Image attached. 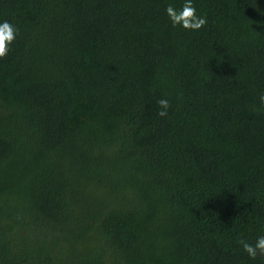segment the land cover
<instances>
[{"label":"trees","instance_id":"trees-1","mask_svg":"<svg viewBox=\"0 0 264 264\" xmlns=\"http://www.w3.org/2000/svg\"><path fill=\"white\" fill-rule=\"evenodd\" d=\"M182 2L0 0V264H264V0Z\"/></svg>","mask_w":264,"mask_h":264},{"label":"clouds","instance_id":"clouds-1","mask_svg":"<svg viewBox=\"0 0 264 264\" xmlns=\"http://www.w3.org/2000/svg\"><path fill=\"white\" fill-rule=\"evenodd\" d=\"M165 13L173 28L198 31L207 23V18L197 14L194 0H183L179 6L166 5ZM18 29L7 20L0 22V57H4L16 39ZM261 105L264 106V93L259 97ZM160 106L158 115L164 117L170 106L169 100L161 98L157 100ZM240 246L250 259H254L258 253L264 254V234L258 235L254 243L245 240L240 241Z\"/></svg>","mask_w":264,"mask_h":264}]
</instances>
